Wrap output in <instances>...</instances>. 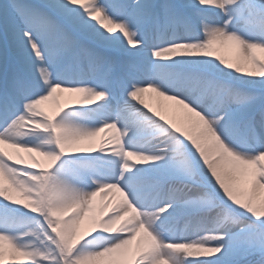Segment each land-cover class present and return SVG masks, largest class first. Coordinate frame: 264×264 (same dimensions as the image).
<instances>
[{"label":"snow or ice","instance_id":"obj_1","mask_svg":"<svg viewBox=\"0 0 264 264\" xmlns=\"http://www.w3.org/2000/svg\"><path fill=\"white\" fill-rule=\"evenodd\" d=\"M0 32V264H264V0H0Z\"/></svg>","mask_w":264,"mask_h":264},{"label":"bare ground","instance_id":"obj_2","mask_svg":"<svg viewBox=\"0 0 264 264\" xmlns=\"http://www.w3.org/2000/svg\"><path fill=\"white\" fill-rule=\"evenodd\" d=\"M4 45H5L4 37H3L2 32H0V59H2L3 54H4ZM219 54L223 55L229 61H232L235 56L234 50L231 49L230 47L223 48ZM67 95H68L67 93H57V96H60V97H66ZM152 97L157 98L159 101L164 103V105H158L157 103H155ZM143 99H144V102L148 104L154 110L159 109L161 106H167L173 103L171 101L165 100L163 97H158L155 93L150 92V91L143 94ZM44 107L47 110L51 111L55 107V105L53 101H46L44 103ZM180 118H181L180 113L177 112L175 114V119L179 121ZM103 135H105V133H100V136H103Z\"/></svg>","mask_w":264,"mask_h":264},{"label":"rangeland","instance_id":"obj_3","mask_svg":"<svg viewBox=\"0 0 264 264\" xmlns=\"http://www.w3.org/2000/svg\"><path fill=\"white\" fill-rule=\"evenodd\" d=\"M24 2H35L33 0H24ZM151 97V96H150ZM152 99L155 101V103H157L158 105H164V103H162L161 101H159L157 98L152 97ZM114 199V197H113Z\"/></svg>","mask_w":264,"mask_h":264}]
</instances>
